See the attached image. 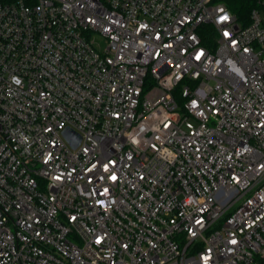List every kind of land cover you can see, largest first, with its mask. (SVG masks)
<instances>
[{"label":"built area","instance_id":"2783aa9c","mask_svg":"<svg viewBox=\"0 0 264 264\" xmlns=\"http://www.w3.org/2000/svg\"><path fill=\"white\" fill-rule=\"evenodd\" d=\"M0 264H264V0H0Z\"/></svg>","mask_w":264,"mask_h":264},{"label":"trees","instance_id":"16d2710c","mask_svg":"<svg viewBox=\"0 0 264 264\" xmlns=\"http://www.w3.org/2000/svg\"><path fill=\"white\" fill-rule=\"evenodd\" d=\"M225 3L242 25L251 23V13L257 7V0H225Z\"/></svg>","mask_w":264,"mask_h":264},{"label":"water","instance_id":"95a60500","mask_svg":"<svg viewBox=\"0 0 264 264\" xmlns=\"http://www.w3.org/2000/svg\"><path fill=\"white\" fill-rule=\"evenodd\" d=\"M64 137L66 140L73 146V148H77L81 143V136L76 133L74 130L67 128L64 133Z\"/></svg>","mask_w":264,"mask_h":264},{"label":"snow or ice","instance_id":"6c2138e0","mask_svg":"<svg viewBox=\"0 0 264 264\" xmlns=\"http://www.w3.org/2000/svg\"><path fill=\"white\" fill-rule=\"evenodd\" d=\"M222 20H226L227 16L221 17ZM113 179H115V177H112ZM233 243H235V241H233Z\"/></svg>","mask_w":264,"mask_h":264}]
</instances>
